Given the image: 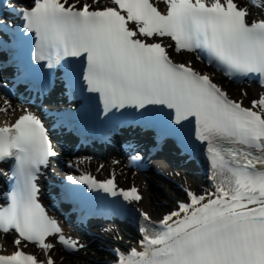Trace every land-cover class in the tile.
Masks as SVG:
<instances>
[{
    "label": "snow or ice",
    "instance_id": "1",
    "mask_svg": "<svg viewBox=\"0 0 264 264\" xmlns=\"http://www.w3.org/2000/svg\"><path fill=\"white\" fill-rule=\"evenodd\" d=\"M164 3L166 12L152 0H111L110 6L100 0H31L28 8L13 9L18 29L0 19V55L17 29L19 37H34L24 70L38 75L43 88L67 89L89 103L98 97L105 118L132 110L164 138L192 139L205 147L213 190L188 192L189 202L179 203L159 225L142 214L140 249L118 252L116 264H264V96L245 107L209 75L173 62L166 51L196 53L227 78L257 77L264 83V18L250 20L249 8L235 0ZM252 6L264 7V0ZM157 38L170 42L165 46ZM0 99L7 106L0 111L7 112V93ZM22 111L14 123L0 127V163L11 161L7 172L0 169L10 182V190L0 192V232L16 234V250L0 255V264H41L20 246L48 252L55 247L46 242L49 237L66 249L82 247L63 234L40 202L41 167L57 153L43 121ZM192 121L194 136L186 131ZM67 180L126 202L141 199L135 187L118 190L114 178L82 174ZM47 264L55 261L49 256Z\"/></svg>",
    "mask_w": 264,
    "mask_h": 264
},
{
    "label": "bare ground",
    "instance_id": "2",
    "mask_svg": "<svg viewBox=\"0 0 264 264\" xmlns=\"http://www.w3.org/2000/svg\"><path fill=\"white\" fill-rule=\"evenodd\" d=\"M93 1V0H92ZM100 1H110V0H100ZM237 3H239L240 7H245L247 6L249 8V11L251 12L250 18L252 17H256V15H259L261 13L264 12V7H253V4H257L259 5L260 3H258L257 1L252 2L249 0H236ZM152 2H154L155 6H157L159 9H163L166 7V4L164 3V0H152ZM167 42V40H166ZM182 53L184 54V58L186 59L187 62L191 63L193 61L198 63V59L195 56L194 53H189L186 51H182ZM219 83H221L222 85H224L223 81L221 79H217ZM231 87H233L234 90L237 89V91H241V93L243 94L244 100H240L243 101V103L249 104L251 100L254 99H259L261 96H264V87L257 85L256 83L254 84H249V85H245L243 83H232ZM2 92H0V97H2ZM247 98V99H246ZM246 99V101H245ZM11 101V107L8 109L7 112L4 111H0V120L2 122L6 121H13V119L18 118V116L22 115L24 112L22 110H27L29 112H33L35 114H39V112L37 111L38 108H34L33 106H28L27 104H20L19 102H15V100H10ZM7 107L6 105L3 104V99H0V108H5ZM104 154V155H101ZM71 158H73V162L75 163V165L77 164L78 166H81L84 164L85 162V157H82L81 155L78 156L75 154L71 156ZM90 161H93L95 163H98L99 165L105 166L108 169H117V168H121L122 165H124L126 162L124 161V157H122V155H118L117 153H111L110 151L106 150L104 151V153H100V154H90L89 157ZM152 161V165L154 164V166L158 169L159 171L161 169V171L163 173H165L164 176L166 177H172L177 181L182 182L183 185H187V188L190 190H193L196 194H200V195H204L205 193L209 192L210 190H213L212 187H210L208 185L209 182H207L206 180H202L201 178H199L196 174L195 175H184L181 171L180 168H178L177 166H173L170 162H167L165 159L161 158V156H159V158H154L151 160ZM126 168V167H125ZM53 171L55 173H58V171H60V169H56L55 167L53 168ZM133 171V170H130ZM136 175L140 176L139 174H141V170L136 169V171L134 172ZM51 177V176H50ZM158 179H161V177L157 176ZM143 182V181H142ZM204 186V187H203ZM177 192V191H176ZM176 194V193H175ZM171 199L170 200V204H172V206L174 204L177 203V201H175L176 199L179 198V195H170ZM173 199V200H172ZM171 201H173V203H171ZM164 215L161 216L160 220L163 219ZM108 231V230H107ZM120 233V232H119ZM63 234L66 237H71L72 239L76 236L77 237V241H80V239H87L88 237L86 235H78L77 233H70L68 234V232H63ZM15 236L13 232H9L8 234H4L3 232H0V242L4 243L5 246L10 247L12 246V241L14 240ZM127 237L125 235H123L121 237V239H119V241H121L120 246L122 248V250L124 248H129L130 245H126V240ZM137 242V240H135ZM47 243H53L55 244V247L51 250H49L48 252H45V250L39 248L38 246H35L33 244H28L27 249L32 253V252H37L39 251V254L41 256H47L50 255L51 258L54 259V257L51 256L52 252L56 249V248H60V244L56 242L55 238H47L46 239ZM91 244L95 245V239L90 241ZM109 244V243H108ZM11 248V247H10ZM9 248V249H10ZM103 250H99V251H95L94 253L97 255H101L104 254V252H102ZM55 253V252H53ZM107 255V254H106ZM78 261V260H77ZM79 263V262H77Z\"/></svg>",
    "mask_w": 264,
    "mask_h": 264
},
{
    "label": "rangeland",
    "instance_id": "3",
    "mask_svg": "<svg viewBox=\"0 0 264 264\" xmlns=\"http://www.w3.org/2000/svg\"><path fill=\"white\" fill-rule=\"evenodd\" d=\"M84 1V0H83ZM101 5L107 4L100 2ZM168 50H170V47H167ZM170 54L173 55V57L177 60L183 61L184 54H174L170 50ZM197 65V62L193 61L192 66ZM200 68V66H199ZM202 71H210L213 79H221L224 83V88H226L227 92L232 97H239L240 99L244 100L243 94L241 91H237L231 87L232 82H228L225 79H223L220 75H218L216 72L210 70L209 67H202L200 68ZM247 99V98H246ZM245 99V101H246ZM54 160L52 159L50 163L47 165V170H50L53 174L52 164ZM88 166L90 170H93V172L98 175L99 177H102L103 175H107V167L98 165L97 163L90 161L86 162L85 164ZM62 168H65V164L61 165ZM159 170V168H158ZM161 171V169H160ZM114 173H116L115 178L117 182H119L120 185L126 186L128 183H135V185H139L138 190L141 192V199L136 202V204L144 209L149 216L153 218H159L160 213L165 212V210H168L170 207H172V204H170L169 198L170 195H177L179 194L178 190L173 189L169 185L168 182H165L162 178L158 179L157 177H154L153 174H149L148 171L143 172L139 174L140 176L136 175L133 171H130L127 167L125 168L124 165L121 166V168H117L114 170ZM147 175V176H146ZM185 175V174H184ZM173 179V178H172ZM143 181V182H142ZM177 191V192H176ZM176 193V194H175ZM171 199V198H170ZM173 200V199H172ZM173 203V201H171ZM95 245L91 243H85L82 244V247H79L75 249L74 251H62L59 247L56 248L51 256L54 257L55 264H105L103 260L108 258L106 256V253L103 249V246H105L108 243H113L116 241V239H119V236H117L116 233H110V232H100L98 235L95 236ZM4 244V243H3ZM101 245V248H98L97 245ZM1 245V243H0ZM103 250L104 254L97 255L94 252ZM52 251V250H51ZM78 260V261H77ZM79 262V263H77Z\"/></svg>",
    "mask_w": 264,
    "mask_h": 264
}]
</instances>
